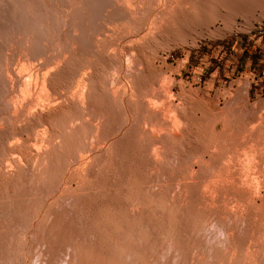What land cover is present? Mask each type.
Listing matches in <instances>:
<instances>
[{"label":"bare ground","instance_id":"1","mask_svg":"<svg viewBox=\"0 0 264 264\" xmlns=\"http://www.w3.org/2000/svg\"><path fill=\"white\" fill-rule=\"evenodd\" d=\"M255 19L264 0H0V264H264V116L196 130L213 78L184 76Z\"/></svg>","mask_w":264,"mask_h":264},{"label":"rangeland","instance_id":"2","mask_svg":"<svg viewBox=\"0 0 264 264\" xmlns=\"http://www.w3.org/2000/svg\"><path fill=\"white\" fill-rule=\"evenodd\" d=\"M238 20L242 22V18ZM239 21L238 24H240ZM208 39L201 38L198 40L196 48L193 47L189 50L187 70L184 74L186 77H196L199 74V80L204 83L209 82L213 78L212 86L207 90L201 91V94L205 93L210 98L205 105V109L208 111V118L196 122L195 128L204 132H210L213 129L216 132L222 131V128H224L223 117L228 111L231 112V115L233 113L234 116V118L233 116L230 118L231 123L225 120L228 125L247 127L248 121L254 117L257 119L259 117L258 114H262L261 117L264 116V19H255L254 26L248 33L237 32L236 34H225L218 38ZM184 57V51L175 49L167 63L175 65L177 61H181ZM245 76L250 77L248 89L235 83ZM229 97H237L235 98L237 100L226 104L224 100ZM196 115L199 116L201 114L197 111ZM224 129L226 130V127ZM232 132L234 130L230 131L233 135ZM235 133L238 134L237 132ZM234 150L238 152L234 151L235 156L243 154L239 144ZM234 152L228 155L231 154L230 157L232 158ZM240 155L239 157L242 159L243 155L242 157ZM184 161L187 162V160ZM187 163L184 164L187 165ZM146 259L144 258L143 260ZM101 260L100 264L106 263L105 260L104 263L103 259Z\"/></svg>","mask_w":264,"mask_h":264}]
</instances>
